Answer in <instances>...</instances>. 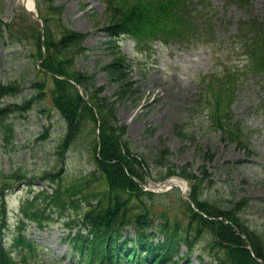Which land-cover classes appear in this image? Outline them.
<instances>
[{"label": "rangeland", "instance_id": "rangeland-1", "mask_svg": "<svg viewBox=\"0 0 264 264\" xmlns=\"http://www.w3.org/2000/svg\"><path fill=\"white\" fill-rule=\"evenodd\" d=\"M51 1L55 6H63L62 24L88 34L83 44L87 51L74 63V69L94 75L95 85L102 87L103 94L117 100L116 83L103 69L111 56L109 37L104 31L102 0ZM38 3L41 13L46 14L44 1ZM202 3H208L207 10L217 18L222 17L225 24L215 29V45H204L193 39L187 45L156 43L151 50L140 52L129 39L119 40V48L129 61L128 78L134 83L136 92H133L135 96L129 93L117 101V119L126 129L124 142L130 151L146 160L145 184L153 191V197L145 196L143 200L156 222L161 221L160 217L184 222L180 212L186 206L184 196L173 189L157 194V183L170 176L168 169L178 175L186 168L198 173L199 177H202L201 171L206 172L203 198L217 206L229 208L234 202L246 199L249 205L240 216L250 230L264 235V107L261 104L264 80L249 73L239 78L242 56L233 50L240 21L264 17V0H249L248 8L229 0H204ZM54 25L58 32L57 24ZM40 29V22L24 15V8L17 0H0V83L15 82L21 87L18 95L4 98L2 105L21 104L35 95L37 90L33 89V84L43 82L46 86L45 97L34 102L30 111L12 114L0 121V189L5 184L11 186L5 198L9 229L3 241L8 246L14 234L19 204L29 196V187H47L39 176L45 171L63 172L64 186L71 187L91 171L93 164L90 152L85 149L94 136L93 122H86L81 139L63 158L57 155L56 147L64 135L65 123L51 102V77L37 69L35 44ZM225 70L232 76L237 75L233 100L227 104L231 114H227L229 120L226 121L244 129L248 136L244 145L225 140L220 130L212 128L202 110L204 94L210 108L216 104V99L203 88L208 87L207 83L203 86L205 75L221 76L226 74ZM227 89L229 85L223 92L220 86L213 90L215 94L221 92L222 106L227 103L224 96ZM7 129L11 131L5 134ZM44 135L47 136L45 140L41 138ZM4 137L9 140L5 141ZM14 173L24 175V180H15ZM179 179L183 191L188 193L191 190L189 180ZM27 182L33 186H27ZM97 187L103 190L104 184L99 183ZM77 203L85 208L79 197ZM77 212L67 209L65 216ZM62 224L61 216H53V222L45 230L33 225L26 229V236L37 245V253L31 259L33 264H75L78 260L77 255L72 260L67 257L71 250L63 241L67 231ZM210 239L204 236L189 262L182 263L197 264V253L207 247ZM184 251L181 248V253ZM205 264L212 263L208 259Z\"/></svg>", "mask_w": 264, "mask_h": 264}, {"label": "trees", "instance_id": "trees-1", "mask_svg": "<svg viewBox=\"0 0 264 264\" xmlns=\"http://www.w3.org/2000/svg\"><path fill=\"white\" fill-rule=\"evenodd\" d=\"M43 1L47 55L40 63L43 69L41 72L70 77L85 92V95H79L70 82L52 78L49 90L51 102L65 123L64 135L56 147L57 155L63 158L74 147L89 121L94 123L95 131L85 149L90 152L93 164L91 171L71 187L64 186L63 172L45 171L39 178L54 186L49 190H40L31 199H26L19 208L20 218L44 229L53 214L61 216L67 209L78 211L75 215L65 217L63 226L70 231L76 229L73 235L69 234L66 238L80 252L79 264H179L180 248L185 247L183 256L189 257L204 236L211 239L204 253L200 254L201 263L206 254L214 264H264V235L250 230V226L240 216L249 202L242 198L229 208H221L201 198L206 172L201 171L202 177L186 168L178 173L191 183L189 198L193 207L186 202L185 209H181L184 222L160 217L161 221L155 224L154 215L143 200V197L152 198L153 195L142 191L140 185L145 179L146 160L130 151L124 142L126 129L117 119V101L129 93L134 96L133 92H136L134 83L128 78L125 66L127 60L118 49L117 39L128 36L136 41L138 48L148 49L151 43L159 39L180 41L187 35H196L201 31L199 24L195 23L200 11L193 5V0H103L105 31L110 37L111 56V61L103 69L116 83L117 100L102 94V87L95 85L94 75L74 69V63L86 52L83 43L87 34L74 31L60 22L63 6H55L51 0ZM38 7L42 9L39 3ZM54 24H57L58 32L54 30ZM247 30L253 36L244 43L248 60L245 69L264 79V20H252ZM35 45L40 59L42 53L39 37ZM235 82L227 78L225 84L229 85V89L224 95L227 103L222 106L221 92L215 94L213 91L219 81L211 80L208 87L205 86V92L216 99V104L210 108L209 99L205 97V110L212 128L220 130L231 142L244 143L246 136L243 129L238 124L226 121L229 120L227 114H231L227 104L233 99ZM33 89L37 93L23 103L2 106V98L18 95L21 87L15 82L0 83V121L12 114L27 113L34 102L45 97L43 82L33 84ZM220 89L222 92L225 90L223 87ZM85 96L89 103H86ZM262 104L264 106V99ZM8 131L11 130L7 129L5 134ZM41 138L45 140L47 136ZM4 140L9 139L4 137ZM173 173L174 170L168 169L167 174ZM14 178L21 180L25 176L16 174ZM99 183L104 184L103 190L95 188ZM77 197L83 201L84 210L77 205ZM48 209L50 213H46ZM4 210L2 202L0 231ZM26 226L18 218V236L14 243L22 248H31L32 242L23 235ZM126 228L133 230V239L123 237ZM149 229L156 230L161 239L154 242V234H147ZM129 243L131 245L128 247ZM22 258L14 260L0 243V264H21Z\"/></svg>", "mask_w": 264, "mask_h": 264}, {"label": "bare ground", "instance_id": "bare-ground-1", "mask_svg": "<svg viewBox=\"0 0 264 264\" xmlns=\"http://www.w3.org/2000/svg\"><path fill=\"white\" fill-rule=\"evenodd\" d=\"M23 2H24V7L28 8V9H31V7H32V0H23ZM178 183L179 182H177V183L176 182H171L170 185L171 186H173V185L174 186H178Z\"/></svg>", "mask_w": 264, "mask_h": 264}]
</instances>
